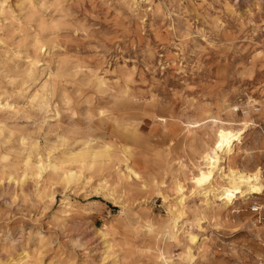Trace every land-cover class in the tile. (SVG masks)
Segmentation results:
<instances>
[{
    "label": "rangeland",
    "instance_id": "1",
    "mask_svg": "<svg viewBox=\"0 0 264 264\" xmlns=\"http://www.w3.org/2000/svg\"><path fill=\"white\" fill-rule=\"evenodd\" d=\"M238 130L264 188V0H0V264H264Z\"/></svg>",
    "mask_w": 264,
    "mask_h": 264
},
{
    "label": "bare ground",
    "instance_id": "2",
    "mask_svg": "<svg viewBox=\"0 0 264 264\" xmlns=\"http://www.w3.org/2000/svg\"><path fill=\"white\" fill-rule=\"evenodd\" d=\"M240 137H241V132L238 130L237 135L226 138L218 155L216 156L213 155L210 158V160H208L209 162L207 163L208 166L206 170L199 171L201 173V177L197 179L194 178L196 180V183L201 186L205 182L207 181L209 182V186H210L209 188L205 189L203 187L202 188L200 187L201 189L199 188V191H198L199 193L205 196L204 200L205 198H208V196H211V195L215 196V198L219 196V198L223 201L224 205H226L230 200L236 197L233 194L234 190H238L239 192L238 195L240 196L251 195V194L260 193L263 191L264 188L261 182L262 180L261 167H257L255 170L250 171V172H244L243 170L235 169L234 167L229 165V161L231 159L232 153L234 149L236 148L235 147L236 143L240 140ZM227 160H228V165L227 166L223 165V163L227 162ZM216 174L218 178L216 177ZM74 176H75L74 173L69 174V177H74ZM181 189L182 188L179 187V191H181ZM217 191L218 193L215 195ZM181 194L182 195L177 204L179 206V208H177V210L179 211L177 212L178 214L182 212L183 201L186 197V196L184 197L183 192H181ZM188 239L192 243H195L199 238L195 234H189ZM186 252L191 254L190 249H188V251Z\"/></svg>",
    "mask_w": 264,
    "mask_h": 264
},
{
    "label": "built area",
    "instance_id": "3",
    "mask_svg": "<svg viewBox=\"0 0 264 264\" xmlns=\"http://www.w3.org/2000/svg\"><path fill=\"white\" fill-rule=\"evenodd\" d=\"M252 210L258 214H260L263 210V207L261 205H255Z\"/></svg>",
    "mask_w": 264,
    "mask_h": 264
}]
</instances>
